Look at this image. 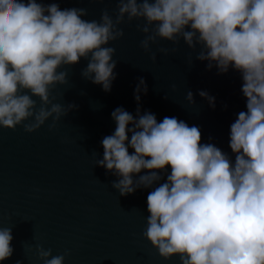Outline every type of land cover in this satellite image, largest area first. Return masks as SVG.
I'll return each mask as SVG.
<instances>
[{"label":"clouds","instance_id":"9594fccd","mask_svg":"<svg viewBox=\"0 0 264 264\" xmlns=\"http://www.w3.org/2000/svg\"><path fill=\"white\" fill-rule=\"evenodd\" d=\"M116 9L115 18L104 10L97 21L82 19L87 15L82 7L0 0V127L23 124L32 132L49 118L53 127L76 105L53 102L51 89L67 83L63 66L81 58L87 60L81 76L110 91L116 60L108 45L123 36L118 25L125 17L144 20L137 28L145 34L140 41L145 52L157 39L175 45L182 38L193 51L199 46L196 58L207 61L208 69L232 68L242 79L246 111L229 126L233 155L201 143L198 126L175 116L158 122L147 110L141 114L140 94L147 85L140 77L133 91L136 116L123 107L111 112L115 129L100 141L103 154L95 164L117 177L112 187L120 195L152 189L142 236L162 258L264 264V0H117ZM198 95L215 107L206 91ZM185 99L194 103L190 90ZM12 239L11 227H0V261L12 255ZM51 252L36 245L42 264H63L66 253Z\"/></svg>","mask_w":264,"mask_h":264},{"label":"water","instance_id":"95a60500","mask_svg":"<svg viewBox=\"0 0 264 264\" xmlns=\"http://www.w3.org/2000/svg\"><path fill=\"white\" fill-rule=\"evenodd\" d=\"M42 2L58 3L61 9L85 8V20L99 21L104 10L115 18L117 11V0ZM144 23L142 18L129 22L125 17L118 25L123 36L109 42L116 60L110 91L81 76L87 65L81 58L72 66H63L67 83L51 89L53 102L65 108L76 105L53 127H49L51 118L32 132H26L23 124L14 129L0 127V227H11L13 237V253L0 264H42L37 244L50 248L52 255L66 253L63 264H180L177 255L162 258L142 236L149 215L146 198L152 189L137 188L120 195L112 187L117 177L95 164L103 154L100 141L115 129L110 114L123 107L136 116L133 91L142 77L147 92L140 94L141 114L147 110L158 122L175 116L198 126L201 143H213L233 155L229 126L238 112L246 111V98L238 71L208 69L207 61L196 58L199 46L193 51L182 38L175 45L157 39L145 52L140 47L145 34L137 28ZM159 49H167V55ZM150 53L156 54L155 61ZM189 90L192 104L185 99ZM198 90L213 96L215 107ZM33 99L39 106V99Z\"/></svg>","mask_w":264,"mask_h":264}]
</instances>
